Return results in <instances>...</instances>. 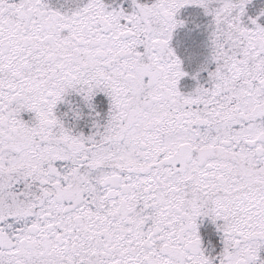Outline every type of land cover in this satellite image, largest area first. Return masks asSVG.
Listing matches in <instances>:
<instances>
[{"label":"snow or ice","instance_id":"obj_1","mask_svg":"<svg viewBox=\"0 0 264 264\" xmlns=\"http://www.w3.org/2000/svg\"><path fill=\"white\" fill-rule=\"evenodd\" d=\"M0 264H264V0H0Z\"/></svg>","mask_w":264,"mask_h":264}]
</instances>
